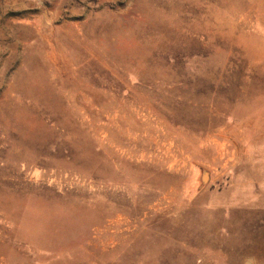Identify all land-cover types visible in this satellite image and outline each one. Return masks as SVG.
<instances>
[{
  "label": "rangeland",
  "instance_id": "obj_1",
  "mask_svg": "<svg viewBox=\"0 0 264 264\" xmlns=\"http://www.w3.org/2000/svg\"><path fill=\"white\" fill-rule=\"evenodd\" d=\"M0 264H264V0H0Z\"/></svg>",
  "mask_w": 264,
  "mask_h": 264
},
{
  "label": "bare ground",
  "instance_id": "obj_2",
  "mask_svg": "<svg viewBox=\"0 0 264 264\" xmlns=\"http://www.w3.org/2000/svg\"><path fill=\"white\" fill-rule=\"evenodd\" d=\"M202 180H203V181L206 180V176H205V174L202 175Z\"/></svg>",
  "mask_w": 264,
  "mask_h": 264
}]
</instances>
